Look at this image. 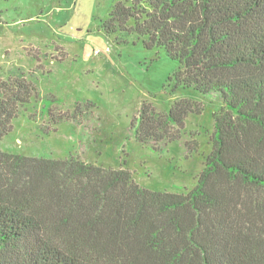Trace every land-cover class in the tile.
Here are the masks:
<instances>
[{"label": "trees", "instance_id": "16d2710c", "mask_svg": "<svg viewBox=\"0 0 264 264\" xmlns=\"http://www.w3.org/2000/svg\"><path fill=\"white\" fill-rule=\"evenodd\" d=\"M101 28L164 51L175 89L217 98L211 152L195 187L172 193L125 169L0 151V264H264V0H116ZM3 77L0 140L35 94L21 72ZM193 112L143 103L136 139L175 141Z\"/></svg>", "mask_w": 264, "mask_h": 264}, {"label": "rangeland", "instance_id": "374dc122", "mask_svg": "<svg viewBox=\"0 0 264 264\" xmlns=\"http://www.w3.org/2000/svg\"><path fill=\"white\" fill-rule=\"evenodd\" d=\"M115 1L0 0V71L4 79L9 71L21 72L35 89L0 151L72 157L128 170L150 191L187 193L211 152L220 103L191 88L175 89L177 64L164 51L145 50L133 35L105 34L101 24ZM180 100L198 113L187 115L179 139L139 143L141 105L167 113Z\"/></svg>", "mask_w": 264, "mask_h": 264}]
</instances>
